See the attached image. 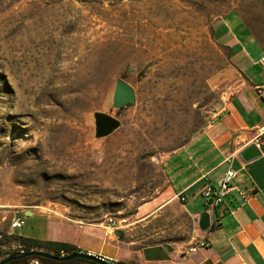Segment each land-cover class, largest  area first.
Segmentation results:
<instances>
[{
    "label": "rangeland",
    "instance_id": "1",
    "mask_svg": "<svg viewBox=\"0 0 264 264\" xmlns=\"http://www.w3.org/2000/svg\"><path fill=\"white\" fill-rule=\"evenodd\" d=\"M240 29L264 52V0H0V235L26 208L66 237L129 220L209 120ZM117 78L136 92L121 109ZM96 111L120 127L95 138ZM22 218L16 234L44 238L46 217ZM7 239L0 260L18 247Z\"/></svg>",
    "mask_w": 264,
    "mask_h": 264
},
{
    "label": "crops",
    "instance_id": "2",
    "mask_svg": "<svg viewBox=\"0 0 264 264\" xmlns=\"http://www.w3.org/2000/svg\"><path fill=\"white\" fill-rule=\"evenodd\" d=\"M232 35L230 60L211 78L223 90L217 106L200 131L165 158L166 186L129 220L118 226H69L73 235L66 237L59 234L63 223L26 208L9 222L4 219L2 230L18 235L10 222L30 210L25 215L46 217L44 240H68L82 252L112 258L113 264H264V99L257 89L264 91L259 63L264 52L253 45L249 31ZM251 143L260 155L245 162L239 153ZM230 165L238 171L232 190L219 206L206 204L203 189L217 186ZM204 211L217 214L206 230L199 227ZM202 240L207 247L189 250Z\"/></svg>",
    "mask_w": 264,
    "mask_h": 264
},
{
    "label": "water",
    "instance_id": "3",
    "mask_svg": "<svg viewBox=\"0 0 264 264\" xmlns=\"http://www.w3.org/2000/svg\"><path fill=\"white\" fill-rule=\"evenodd\" d=\"M79 1V0H77ZM136 102V92L134 88L122 78H117L114 82V88L111 96V107L113 109H121L128 105H132ZM94 137L102 138L111 134L114 130L118 129L121 125L119 119L112 116L111 114L104 112H94ZM241 159L248 162L260 155V151L255 143L247 145L240 153ZM31 213L27 210L25 214ZM217 214L214 212L212 215L206 211L202 212L199 217V227L202 230H206L210 226L211 219H216ZM22 257H46L58 261L71 260L77 257L86 258L93 260L99 264H112L99 255H94L87 252H75L65 256H57L46 250H29L26 252H19L16 254L9 255L0 260V264H6L12 260Z\"/></svg>",
    "mask_w": 264,
    "mask_h": 264
},
{
    "label": "trees",
    "instance_id": "4",
    "mask_svg": "<svg viewBox=\"0 0 264 264\" xmlns=\"http://www.w3.org/2000/svg\"><path fill=\"white\" fill-rule=\"evenodd\" d=\"M7 238H12L18 246L16 250L9 252L7 256L22 251L26 252L29 250H36V249L46 250L57 256H65L80 251V249L76 245L66 241H55V240H44V239L41 240V239L24 237L21 235H14V234H11V236L9 237L5 235H0V246H3L7 243L8 241ZM31 260H37L39 264H99L93 260H89L82 257H77L66 261H58L46 257H22L12 260L6 264H29ZM117 264H132V263L120 261Z\"/></svg>",
    "mask_w": 264,
    "mask_h": 264
},
{
    "label": "built area",
    "instance_id": "5",
    "mask_svg": "<svg viewBox=\"0 0 264 264\" xmlns=\"http://www.w3.org/2000/svg\"><path fill=\"white\" fill-rule=\"evenodd\" d=\"M259 63L264 67V55L260 58ZM257 89L260 96L264 99L263 87L258 86ZM237 173V169L230 165L225 171L223 177L218 181L217 186L214 187L212 185H207L203 189V196L205 198L206 204L212 206H219L220 204H222L229 192L232 190V184L237 176ZM23 225L24 219L20 216L15 217L10 223L11 229L20 228ZM208 244L209 243L204 240L198 241L194 245H192L189 250L191 252H195L202 247H207ZM104 259L110 263L113 260L109 257H104Z\"/></svg>",
    "mask_w": 264,
    "mask_h": 264
}]
</instances>
